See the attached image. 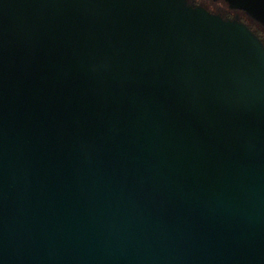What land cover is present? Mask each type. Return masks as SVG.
Listing matches in <instances>:
<instances>
[{
  "label": "water",
  "instance_id": "1",
  "mask_svg": "<svg viewBox=\"0 0 264 264\" xmlns=\"http://www.w3.org/2000/svg\"><path fill=\"white\" fill-rule=\"evenodd\" d=\"M0 264H264V47L184 0H0Z\"/></svg>",
  "mask_w": 264,
  "mask_h": 264
},
{
  "label": "flooded vegetation",
  "instance_id": "2",
  "mask_svg": "<svg viewBox=\"0 0 264 264\" xmlns=\"http://www.w3.org/2000/svg\"><path fill=\"white\" fill-rule=\"evenodd\" d=\"M191 4L201 8L211 15H221L226 18L236 19L238 22H244L251 31L264 43V26L255 20L244 15L241 11L233 9L227 0H186Z\"/></svg>",
  "mask_w": 264,
  "mask_h": 264
},
{
  "label": "rangeland",
  "instance_id": "3",
  "mask_svg": "<svg viewBox=\"0 0 264 264\" xmlns=\"http://www.w3.org/2000/svg\"><path fill=\"white\" fill-rule=\"evenodd\" d=\"M233 9L241 11L244 15L264 26V0H227ZM244 25V22H239Z\"/></svg>",
  "mask_w": 264,
  "mask_h": 264
},
{
  "label": "trees",
  "instance_id": "4",
  "mask_svg": "<svg viewBox=\"0 0 264 264\" xmlns=\"http://www.w3.org/2000/svg\"><path fill=\"white\" fill-rule=\"evenodd\" d=\"M186 5L192 7V8H195L197 6L191 4L190 2L184 0ZM219 18H221L222 20H225V21H232V22H236V23H239L235 18L233 19H230V18H226V17H223L221 15H217ZM252 34L253 36L261 43L262 47H264V43H262V41L251 31V29L247 26V25H244Z\"/></svg>",
  "mask_w": 264,
  "mask_h": 264
}]
</instances>
